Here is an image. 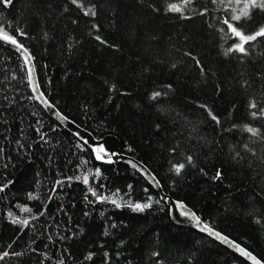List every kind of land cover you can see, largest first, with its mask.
Listing matches in <instances>:
<instances>
[{
  "label": "trees",
  "instance_id": "obj_1",
  "mask_svg": "<svg viewBox=\"0 0 264 264\" xmlns=\"http://www.w3.org/2000/svg\"><path fill=\"white\" fill-rule=\"evenodd\" d=\"M173 3L182 11H169ZM79 4L0 0V26L27 49L42 93L64 117L95 139L115 136L165 194L264 263V37L246 53L228 52L239 41L225 23L254 34L264 8L250 6L244 16V0ZM84 175L88 184L77 179ZM4 185L0 253L9 255L0 264H248L176 226L138 174L98 163L41 108L20 56L0 46ZM125 201L151 207L134 211Z\"/></svg>",
  "mask_w": 264,
  "mask_h": 264
},
{
  "label": "water",
  "instance_id": "obj_2",
  "mask_svg": "<svg viewBox=\"0 0 264 264\" xmlns=\"http://www.w3.org/2000/svg\"><path fill=\"white\" fill-rule=\"evenodd\" d=\"M0 46H2L5 49L15 52L17 55L20 56L26 68L30 89L33 95L35 96V98L37 99L41 108L62 129L67 131L75 139H77L80 143H82L84 146L89 148L92 151V155L94 159L98 163L106 165V166H112V165L126 166L128 169H130L131 171L135 172L140 177H142L151 186V188L158 194L160 201L164 202L168 208L170 220L176 226H179L182 228L193 229L196 232L202 234L203 236L223 246L224 248H226L227 250H229L236 256L240 257L242 260H244L248 264H253V261L250 258L244 256L242 252L239 251V249L237 248V245L239 244L229 239L228 237L226 240L223 239V237H226V236L222 234H220V236H216L214 233H216L217 231L211 229L210 227L209 228L212 231L204 230L205 224L200 219L198 222L196 219L193 218V214L195 213L189 207H187L183 202L174 200L172 197L165 194L160 183L156 179V177L141 162H139L138 160H136L135 158L131 156L121 153L120 141L115 136L108 135V136H104L101 139H95L89 132H87L86 130L79 127L77 124H75L71 120L64 117L47 100L44 94L41 98L38 99L37 96L39 95V93H42V91L39 86L35 65H34L33 59L31 58L30 54L28 52L25 53L23 49H19L16 46L12 45L11 43L5 42L2 40H0ZM26 56L29 57V61L27 64L25 63ZM29 69H31L32 71L31 80L29 79V75H28ZM85 141H87V143H85ZM94 148H102L104 150L102 153L104 155H107L108 158L97 159L96 153L93 151ZM109 159H111L113 162L111 163L108 162ZM195 216L198 217L196 214ZM239 248L244 249L240 245H239ZM252 256L254 255L252 254ZM256 259L260 261L257 257ZM260 264H264V263L260 261Z\"/></svg>",
  "mask_w": 264,
  "mask_h": 264
},
{
  "label": "snow or ice",
  "instance_id": "obj_3",
  "mask_svg": "<svg viewBox=\"0 0 264 264\" xmlns=\"http://www.w3.org/2000/svg\"><path fill=\"white\" fill-rule=\"evenodd\" d=\"M2 2H4L7 5H10L12 3V0H2ZM191 0H183V4H188L190 3ZM220 3H224L225 0H219ZM232 0H229V3H231ZM241 2V0H235V3L239 4ZM73 4H77L78 6H82L79 4V0H72ZM252 6V7H259V8H264V0H244V7L241 9V14L244 16L248 15V8ZM169 11H173V12H180L182 11V8L180 6H178L177 4L173 3L169 5ZM95 15L94 10L92 9H88L85 12V15ZM232 20H239L240 16L239 15H235L231 18ZM225 23L228 24V27L230 29V31L233 33L234 37L238 38V43L234 44L231 48H229L227 51L228 52H232V51H238L240 53H246L247 52V48L245 47L246 44H248L251 41H255L258 37H264V27H261L259 31L255 32L254 34H245L242 31L238 30L236 27H234L228 20H225ZM18 35H24V33L22 31H18ZM97 39H100L99 37H97ZM0 40L5 41V42H9L12 45L16 46L19 49H23L25 53H27V49L24 48L23 44L19 43L17 38L11 34H9V32L2 26H0ZM29 61V57L26 56L25 57V63L27 64ZM29 75V79H32V71L31 69H29L28 72ZM35 91V90H34ZM160 95L159 92L154 93L153 94V99H155L156 97H158ZM43 96V93H39V95L37 96V98H41ZM251 108H257V104L255 102L251 103L250 105ZM260 115L264 116V108L260 109L259 112ZM253 116H256L257 113L253 112L252 113ZM213 119H216L213 116ZM249 132H251L253 135H255L257 133V130L254 128H248L247 129ZM85 143H87V141H85ZM93 151L96 153V158L97 159H103V157L100 155L101 152H103L104 150L102 148H94ZM189 162H191V157H188ZM108 162H113L111 159L108 160ZM185 167L184 164H179L175 171L177 174H179L181 172V170ZM99 173V170H97V174ZM220 173L217 172V176L216 178H219ZM77 179H82L84 184H88L89 183V177L87 175H84L82 177H77ZM7 187V185L4 186H0V191H3L4 188ZM89 191L92 193L93 196H97L98 200H110L111 203H113L114 205H116L117 207H120V203H118L117 199H112V197H104V196H99L97 194L96 191H94L93 189H89ZM31 195V194H30ZM116 195V194H114ZM35 198V197H32ZM125 205L128 207H131L134 211L138 210V211H144L145 209L151 207V203H135L132 204L130 201H125ZM24 211L26 212H30L31 209H27L25 208ZM43 214V213H41ZM9 216L12 217V223L14 224H21L24 227L29 226V220L28 219H23L21 220L19 217L14 216L12 213H9ZM36 217H32V219H35ZM193 218L196 219L199 222V217H196L195 214H193ZM204 230H209L212 231L209 226L207 224L204 225ZM216 236H220V233L216 232L214 233ZM223 239H227V237H223ZM237 248L239 249V251L242 252V254L248 258H250L253 261V264H260V261H258L256 259V257L252 256V254L250 252H247L244 249L239 248V245H237ZM15 255H19V253H14ZM9 255L8 251H4L3 253H0V260H3L5 257H7ZM89 259L91 258V256L88 257ZM61 264H63V262L61 261Z\"/></svg>",
  "mask_w": 264,
  "mask_h": 264
}]
</instances>
